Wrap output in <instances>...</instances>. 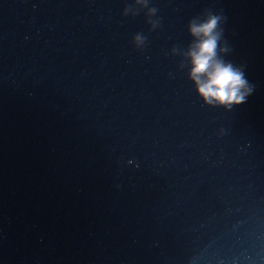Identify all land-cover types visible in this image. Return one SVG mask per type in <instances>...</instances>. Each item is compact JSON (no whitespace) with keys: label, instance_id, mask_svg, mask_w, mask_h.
<instances>
[{"label":"water","instance_id":"1","mask_svg":"<svg viewBox=\"0 0 264 264\" xmlns=\"http://www.w3.org/2000/svg\"><path fill=\"white\" fill-rule=\"evenodd\" d=\"M134 3L0 0V264H264V0ZM208 10L230 111L173 54Z\"/></svg>","mask_w":264,"mask_h":264},{"label":"clouds","instance_id":"2","mask_svg":"<svg viewBox=\"0 0 264 264\" xmlns=\"http://www.w3.org/2000/svg\"><path fill=\"white\" fill-rule=\"evenodd\" d=\"M149 4L150 0H135L134 4L125 7L124 15L127 16L135 5H139L132 15H139L140 11L147 9L148 23L155 30L160 21L152 18L156 16L158 9ZM225 19L211 10L206 11L203 17L192 18L188 23L191 42L186 50L173 48V54L183 57L180 67L188 68L189 79L203 102L230 111L234 106L246 103L255 86L246 78L244 65L237 66L224 59V54L231 51L224 40V29L221 26ZM146 41L147 37L142 33L134 36V43L138 48L143 47Z\"/></svg>","mask_w":264,"mask_h":264}]
</instances>
